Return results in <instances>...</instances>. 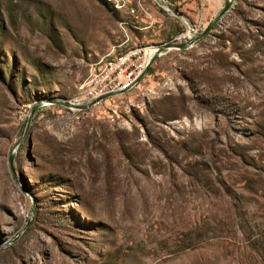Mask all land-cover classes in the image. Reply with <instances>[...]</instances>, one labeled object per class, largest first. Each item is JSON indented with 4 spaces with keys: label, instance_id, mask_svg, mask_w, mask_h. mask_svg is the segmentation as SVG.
<instances>
[{
    "label": "rangeland",
    "instance_id": "obj_1",
    "mask_svg": "<svg viewBox=\"0 0 264 264\" xmlns=\"http://www.w3.org/2000/svg\"><path fill=\"white\" fill-rule=\"evenodd\" d=\"M222 6L0 0V264H264V0H233L128 91L61 105Z\"/></svg>",
    "mask_w": 264,
    "mask_h": 264
},
{
    "label": "built area",
    "instance_id": "obj_2",
    "mask_svg": "<svg viewBox=\"0 0 264 264\" xmlns=\"http://www.w3.org/2000/svg\"><path fill=\"white\" fill-rule=\"evenodd\" d=\"M192 32L194 31L189 29L173 38L170 43L185 44L190 40ZM154 52L155 49L147 47L130 48L117 53L90 77L84 88L81 103L76 104L87 105L100 97L128 91L134 86Z\"/></svg>",
    "mask_w": 264,
    "mask_h": 264
},
{
    "label": "water",
    "instance_id": "obj_3",
    "mask_svg": "<svg viewBox=\"0 0 264 264\" xmlns=\"http://www.w3.org/2000/svg\"><path fill=\"white\" fill-rule=\"evenodd\" d=\"M233 5V0H223V6L220 10V12L216 15V17L204 28V30L200 33V35L198 37H196L193 41L189 42V43H185V44H165V45H159L156 47L155 52L153 53V55L151 56V58L149 59L148 63L146 64L144 70L142 71V73L139 75V77L136 79L135 83H137V81L144 75V73L146 72V70L148 69V67L151 65V63L159 56L161 55L163 52L170 50V49H177V50H183L186 49L190 44L194 43L195 41L199 40L200 38L204 37L205 35H207V33L212 29V27L214 26V24L219 21L223 15H225L226 13L229 12V10L232 8ZM124 92H120L118 94H122ZM117 95V94H115ZM110 96H114V95H108V96H103L100 97L98 99H96L94 102H98L102 99H105L107 97ZM40 105V103L34 104L30 110V114L27 118V122L25 125V129L24 132L27 129L28 126V122L30 119V115L33 113V111L38 108ZM61 105H63V107L67 108V109H73V110H83L85 108H87V106H79L77 104H73V103H68V102H61ZM12 157H13V153H11L8 157V162H9V168H11V163H12Z\"/></svg>",
    "mask_w": 264,
    "mask_h": 264
},
{
    "label": "bare ground",
    "instance_id": "obj_4",
    "mask_svg": "<svg viewBox=\"0 0 264 264\" xmlns=\"http://www.w3.org/2000/svg\"><path fill=\"white\" fill-rule=\"evenodd\" d=\"M190 29V28H189ZM192 30V29H191ZM191 34V33H190ZM149 54H151V53H149Z\"/></svg>",
    "mask_w": 264,
    "mask_h": 264
}]
</instances>
